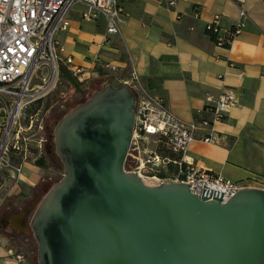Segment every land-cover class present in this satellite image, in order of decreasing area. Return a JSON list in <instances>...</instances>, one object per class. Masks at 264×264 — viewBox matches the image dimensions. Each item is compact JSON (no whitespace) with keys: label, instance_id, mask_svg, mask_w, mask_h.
I'll list each match as a JSON object with an SVG mask.
<instances>
[{"label":"water","instance_id":"water-1","mask_svg":"<svg viewBox=\"0 0 264 264\" xmlns=\"http://www.w3.org/2000/svg\"><path fill=\"white\" fill-rule=\"evenodd\" d=\"M135 96L110 83L53 129L62 178L29 222L37 264H264V190L228 201L184 183L145 184L125 169ZM2 220L3 228L8 220Z\"/></svg>","mask_w":264,"mask_h":264},{"label":"crops","instance_id":"crops-1","mask_svg":"<svg viewBox=\"0 0 264 264\" xmlns=\"http://www.w3.org/2000/svg\"><path fill=\"white\" fill-rule=\"evenodd\" d=\"M118 1L119 33L108 38L104 19L86 21L84 7L75 5L68 14L69 27L57 35L61 56L72 59L90 87L110 77L118 83L110 80V84L118 87L134 71L150 95L162 99L185 122L198 118L195 113L203 109L207 95L235 90L237 104L224 121L214 124L219 142L192 143L184 160L231 181L257 179L261 183L252 188L264 190V3L175 0L170 7L165 0ZM240 7L247 15L243 31L229 47H216L205 24L218 15L220 25L231 28ZM101 65L116 70H100ZM40 167L38 163L24 167L22 187L38 184ZM9 220L17 226L11 225L12 229L27 232L13 217ZM3 232L0 264H17L3 244Z\"/></svg>","mask_w":264,"mask_h":264},{"label":"built area","instance_id":"built-area-1","mask_svg":"<svg viewBox=\"0 0 264 264\" xmlns=\"http://www.w3.org/2000/svg\"><path fill=\"white\" fill-rule=\"evenodd\" d=\"M165 1L170 7L175 5V0ZM75 5L84 7L82 18L86 21L104 19L107 38L119 33L122 9L118 0H0V170L8 172L11 191L19 188L24 167L34 164L35 152L41 153L46 140L31 145L34 134L29 131L38 119H34L37 114L30 115L24 127L20 119L25 109L54 94L57 101L65 99V93L58 94L63 85L59 77L61 65L81 87L85 84L81 70L72 65V59L61 56L63 47L57 37L69 27L68 14ZM246 18L245 10L240 7L239 18L231 28H223L220 17L215 15L204 30L216 47L227 48L243 31ZM108 68L116 70L108 65L100 66V70ZM122 84L135 96V123L125 169L136 173L145 184L146 181L152 185L184 183L197 197L206 196L209 200L221 197L226 202L240 190L261 183L257 179L231 181L184 160L192 143L219 142L214 124L224 121L237 104L235 90L225 88L216 97L207 95L203 109L195 113L198 118L185 122L175 117L162 99L151 96L134 71ZM149 137H155L156 141L164 139L166 146L180 158L172 161L148 151L144 145ZM169 163L176 165V173L159 176V171Z\"/></svg>","mask_w":264,"mask_h":264},{"label":"rangeland","instance_id":"rangeland-1","mask_svg":"<svg viewBox=\"0 0 264 264\" xmlns=\"http://www.w3.org/2000/svg\"><path fill=\"white\" fill-rule=\"evenodd\" d=\"M108 80L109 81H99L96 84H92L91 87L88 84L82 83L79 92H74L72 89L68 88L64 81H62L63 85L59 87L58 94L60 92L65 93V99L63 98L60 100V98L59 101H57L54 94L46 100L31 104L25 109L23 117L20 119L24 127L28 125V117L30 115L37 114L34 119H38L37 122H34L33 129L29 131V134H34L31 145H35L40 139H46L42 144L41 153L37 155L35 152L34 155L36 161H34L33 165L37 164L39 161L42 162L43 165L39 170V180L37 185L33 187H31V185H25L24 187L18 185L19 188H15L16 190L13 191H11L12 185L7 182L8 172L0 170V213H10L12 211L22 210L26 205L31 203V207L34 211L38 202L44 197L49 188L62 178L63 167L52 165L46 153L48 143H53L54 125L70 110L88 100L93 92L101 90L108 82L110 83L112 81L115 84H118L113 78L111 79V77ZM144 147L147 148L148 151H154L156 153H158V149L163 153L168 152L162 144L156 141L155 137H149L146 140ZM28 162L33 161L29 160ZM170 169L171 168L167 165L164 169H161L159 173H163L165 176H172L175 173L174 171L171 172ZM146 182V184L152 185L149 183L150 181ZM42 184H49L50 186L46 187L47 189L45 193L40 194V190L38 191L36 187L42 186ZM5 228V231L1 236L3 244L9 249L10 256L12 255L11 258L17 261V264H37V246L32 236L17 237Z\"/></svg>","mask_w":264,"mask_h":264},{"label":"flooded vegetation","instance_id":"flooded-vegetation-1","mask_svg":"<svg viewBox=\"0 0 264 264\" xmlns=\"http://www.w3.org/2000/svg\"><path fill=\"white\" fill-rule=\"evenodd\" d=\"M47 157L50 161V163L54 166H58V167H61L62 164L59 160V158L56 156L55 154V146L52 142H49L48 145H47ZM50 185L49 184H46V185H43L42 186H37V190L39 191L40 194H43L45 193L46 191V187H49ZM32 204V203H31ZM29 204V205H26L22 210H18V211H12L10 213H0V232H3L4 231V228H3V225H2V220L4 218H9L11 217L13 214H18V213H23L24 214V218H25V221L26 222H29V219L31 218L32 214H33V208L31 207L32 205ZM6 225V228L5 229H8L10 233L14 234L15 236L17 237H24V236H32V233L31 231L29 230V228H24L27 232H23V231H17V230H14L11 228V225H14V227L17 228V226H15V224H11V221L9 220L7 223H5ZM33 238V236H32Z\"/></svg>","mask_w":264,"mask_h":264},{"label":"trees","instance_id":"trees-1","mask_svg":"<svg viewBox=\"0 0 264 264\" xmlns=\"http://www.w3.org/2000/svg\"><path fill=\"white\" fill-rule=\"evenodd\" d=\"M59 77L66 83V85L68 86V88L72 89L74 92H79L81 89L80 83H78V81L71 75V73L62 65L60 66L59 69ZM158 143L162 144L163 147L166 148V150L168 151L167 153H163L161 152L160 149L157 150L158 155L162 156V157H168L169 159H171L172 161L178 160V156H180L179 154L173 152L170 148H168L166 146V142L164 139H160L158 141ZM158 148V147H157ZM156 148V149H157ZM43 163L42 162H38V166H42ZM169 168H171V172L174 171V173H176L177 171V167L176 165L169 163L168 164ZM159 176H163V173H158Z\"/></svg>","mask_w":264,"mask_h":264}]
</instances>
